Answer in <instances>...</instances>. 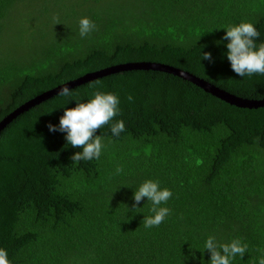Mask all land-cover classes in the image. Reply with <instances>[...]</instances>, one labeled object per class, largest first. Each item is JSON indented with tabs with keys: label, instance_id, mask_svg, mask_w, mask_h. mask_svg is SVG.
I'll return each mask as SVG.
<instances>
[{
	"label": "trees",
	"instance_id": "obj_1",
	"mask_svg": "<svg viewBox=\"0 0 264 264\" xmlns=\"http://www.w3.org/2000/svg\"><path fill=\"white\" fill-rule=\"evenodd\" d=\"M73 3L0 0V120L87 72L137 61L180 68L239 97H264V74L238 76L228 41L216 43L229 27L252 23L258 50L264 0ZM82 18L96 25L83 38ZM204 52L215 62L203 60ZM70 91L71 97L58 93L30 107L0 131V248L10 264H210L204 249L210 236L248 246L230 264H259L264 107H236L153 70L111 73ZM96 91L115 94L119 113L94 134L102 139L99 159L76 164L70 156L82 148L47 125H59L65 108ZM121 120L125 130L115 136L111 128ZM147 180L172 192L158 206L169 215L152 228L142 223L155 215L146 197L132 210L134 192Z\"/></svg>",
	"mask_w": 264,
	"mask_h": 264
},
{
	"label": "clouds",
	"instance_id": "obj_2",
	"mask_svg": "<svg viewBox=\"0 0 264 264\" xmlns=\"http://www.w3.org/2000/svg\"><path fill=\"white\" fill-rule=\"evenodd\" d=\"M79 24V34L82 38L96 29L95 23L88 18H82ZM259 35L260 33L252 23H241L238 26L229 27L221 40L216 42L220 44L223 41H228L226 45L228 49L227 59L231 64V69L240 77L251 76L256 73L264 74V43L259 45L258 50H256L255 43ZM202 59L215 62L211 52H204ZM59 95L71 97L73 94L65 86L60 89ZM128 99L131 100L132 97L129 96ZM76 101V107L65 108L64 114L60 117L59 125L49 122L47 127L53 133L57 131L66 133L65 139L68 145L82 148V151L70 156V160L78 164L82 160L99 159L103 147L102 139L101 135L94 134L119 113L120 101L115 94H105L100 91H96L94 98L86 103L80 102L78 99ZM124 130L125 124L122 120L115 123L111 128L115 136H119ZM122 171V167L116 169L117 173ZM171 196L170 190H160L158 182L147 180L135 190L132 197L134 200L132 210L139 208L141 201L146 197L148 203H151V210L155 215L144 217L142 223L145 228L159 226L169 215L170 209L158 206L166 203ZM247 248L248 246L246 244L241 245L238 239H234L230 244H219L211 236L204 244V249L211 254L210 264H230V261L237 255L243 258ZM191 256L194 260L196 259L194 251ZM0 264H10L8 253L2 248H0ZM259 264H264V258L260 259Z\"/></svg>",
	"mask_w": 264,
	"mask_h": 264
},
{
	"label": "water",
	"instance_id": "obj_3",
	"mask_svg": "<svg viewBox=\"0 0 264 264\" xmlns=\"http://www.w3.org/2000/svg\"><path fill=\"white\" fill-rule=\"evenodd\" d=\"M126 70H153V71H161V72L169 73L193 83L197 87L204 90L206 93H209L212 96L230 105H234L240 108H248V109L264 107V97L259 99H248V98L239 97L180 68H176L171 65L156 63V62L137 61V62H127L123 64L112 65L96 71L87 72L77 78L71 79L54 88L42 92L41 94L26 101L18 108H16L14 111L7 114L2 120H0V131L18 114L28 110L30 107L50 98L51 96L58 94L60 92V89L65 86H67L70 89L85 82L91 81L93 79L101 78L111 73H116Z\"/></svg>",
	"mask_w": 264,
	"mask_h": 264
},
{
	"label": "rangeland",
	"instance_id": "obj_4",
	"mask_svg": "<svg viewBox=\"0 0 264 264\" xmlns=\"http://www.w3.org/2000/svg\"><path fill=\"white\" fill-rule=\"evenodd\" d=\"M71 1H74L73 4L75 5L79 0H71ZM74 5H73V7H74ZM52 10H53V9H52L51 7H49L48 12H49L50 14H52ZM8 38H9V37H6V39L3 41V43H4L5 45H8L7 42H6L7 40H9Z\"/></svg>",
	"mask_w": 264,
	"mask_h": 264
}]
</instances>
